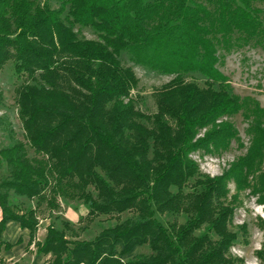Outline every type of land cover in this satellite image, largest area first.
I'll return each mask as SVG.
<instances>
[{"label": "trees", "instance_id": "1", "mask_svg": "<svg viewBox=\"0 0 264 264\" xmlns=\"http://www.w3.org/2000/svg\"><path fill=\"white\" fill-rule=\"evenodd\" d=\"M256 1L262 0H58L51 7L0 0V69L10 59L13 72L31 80L15 88L24 140L0 148L8 167L0 180V245L21 241L1 237L5 221L14 220L28 229L26 250L37 206H57L58 194L80 198L88 214L133 209L135 216L90 239L67 237V221L63 228L47 223L42 240L33 242L36 254L51 255L47 264H237L226 254L235 238L227 224L236 194L224 199L232 181L264 200V106L231 92L216 63L219 48L263 41L264 8ZM75 23L90 26L98 39L78 38ZM120 51L173 75L157 91L150 116L129 97L137 79L120 64ZM187 72L202 75L204 85L184 80ZM240 110L248 120L245 151L219 174L199 173L188 153L226 147L236 136L227 117ZM143 118L151 124L137 120ZM26 145L35 155L27 156ZM194 175L197 189L184 192ZM8 189L35 198L34 205L16 210ZM164 210L191 213L166 227L154 216ZM258 225L264 234V219ZM145 243L148 253L120 258Z\"/></svg>", "mask_w": 264, "mask_h": 264}, {"label": "rangeland", "instance_id": "2", "mask_svg": "<svg viewBox=\"0 0 264 264\" xmlns=\"http://www.w3.org/2000/svg\"><path fill=\"white\" fill-rule=\"evenodd\" d=\"M36 3L46 2L51 7H57L58 0H34ZM255 5L264 8V0L256 1ZM72 30L78 38L98 39L97 34L88 25L73 24ZM117 58L122 66H129L137 79L136 84L129 91L134 107L146 115H151L156 111L157 91L173 75L160 73L144 65L135 63L126 51H120ZM228 81L230 90L240 97L249 95L255 98L260 106H264V39L261 43L250 41L240 46H233L229 50L219 48L218 61L216 63ZM184 80H193L198 85H204V77L197 72H187L182 75ZM31 82L25 75H16L13 72L11 60H7L0 69V148L10 144L15 140H24L23 130L20 120L17 117V105L15 103V88L22 82ZM236 129V136L224 148L212 151H203L202 148L190 150L189 156L197 163L199 173L216 175L221 173L229 163L239 154H242L248 143L249 133L247 132L248 120L241 114V110L227 117ZM145 126L151 123L149 120L137 119ZM203 128L198 134H201ZM28 157L35 155L32 149L26 145ZM261 167L264 169V161ZM8 175V167L0 159V180ZM198 175L189 178L183 187L184 192L197 189L193 181ZM171 189L174 190L172 187ZM228 192L224 201L230 200L233 194L236 198L232 200L234 205L231 219L227 224V229L235 233L232 244L228 247L226 254L235 258L237 264H264V234L258 225V219H264V200L258 192H252L248 187L236 190L232 181L227 182ZM87 190L95 196V190L91 185ZM48 194V193H47ZM8 201L14 205L18 211H23L35 203V198H27L23 195L15 194L11 189L7 190ZM190 199L186 202L189 203ZM57 206L50 207L42 201L36 208L37 227L34 235L38 231H44L47 223L53 224L57 228H63L62 223L67 221L64 233L69 238L90 239L100 228L113 225L125 218L135 216L133 209H126L120 213H96L88 214L87 205L75 196L56 195ZM191 211L171 212L169 210L154 211V216L166 227L171 223L183 222ZM241 224L245 225V230L241 229ZM5 231V230H4ZM202 231V227L194 231L195 234ZM2 239L10 237L1 232ZM30 243V244H31ZM34 245V243H33ZM3 247L0 245V248ZM35 247V246H34ZM29 248L27 247L26 251ZM148 245L138 244L131 247L129 251L120 256L126 259L139 253H148ZM0 264H47L51 255L43 258L36 255H25L20 260L1 256ZM24 258V259H23ZM241 258V262L237 259Z\"/></svg>", "mask_w": 264, "mask_h": 264}, {"label": "crops", "instance_id": "3", "mask_svg": "<svg viewBox=\"0 0 264 264\" xmlns=\"http://www.w3.org/2000/svg\"><path fill=\"white\" fill-rule=\"evenodd\" d=\"M5 230V231H4ZM7 231V235L10 237H5L6 240L13 242L18 236H20L21 241L15 244H12L8 249H4L3 247L0 248V255L4 256L8 259L13 258L14 260H20L21 257L25 256V255H36L38 257H40L42 260H44L43 258H47L49 256V253H45V254H36L35 253V247L33 245V243L27 245V247L29 248L28 251L24 250V247L28 241L29 235H28V229L25 227H20L18 222L14 221V220H6L4 223V228L2 230V234L3 232L6 234ZM45 234V229L44 231H38L36 234V237L34 235V239L36 240H42L43 236ZM24 259V258H23Z\"/></svg>", "mask_w": 264, "mask_h": 264}]
</instances>
